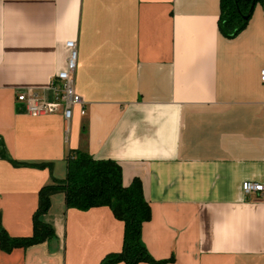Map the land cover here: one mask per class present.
I'll use <instances>...</instances> for the list:
<instances>
[{"label": "crops", "instance_id": "obj_1", "mask_svg": "<svg viewBox=\"0 0 264 264\" xmlns=\"http://www.w3.org/2000/svg\"><path fill=\"white\" fill-rule=\"evenodd\" d=\"M220 14L221 0H0V219L9 235H32L40 189L66 178L79 150L116 161L124 186L141 181L151 208L142 239L155 259L264 264V193L242 189L264 182V2L234 37L219 30ZM68 40L78 44L86 113L29 114L17 96L33 89L53 100ZM41 218L56 236L0 248V264H100L122 249L124 223L109 206L68 208L57 193Z\"/></svg>", "mask_w": 264, "mask_h": 264}, {"label": "trees", "instance_id": "obj_2", "mask_svg": "<svg viewBox=\"0 0 264 264\" xmlns=\"http://www.w3.org/2000/svg\"><path fill=\"white\" fill-rule=\"evenodd\" d=\"M264 0H221L219 30L234 37L249 23L255 4ZM68 171L64 179H55L39 191V206L33 217V233L27 237L9 235L0 219V248L11 252L15 248H28L53 239L54 228L41 217L51 208V198L64 193L68 208L87 210L109 206L114 216L124 223L121 251L107 254L100 264H167L171 260H157L148 251L142 239L143 224L151 218V208L145 199L143 186L134 179L124 186L121 166L114 160H97L83 151L68 156ZM22 165V163H16ZM44 166V164H37Z\"/></svg>", "mask_w": 264, "mask_h": 264}, {"label": "built area", "instance_id": "obj_3", "mask_svg": "<svg viewBox=\"0 0 264 264\" xmlns=\"http://www.w3.org/2000/svg\"><path fill=\"white\" fill-rule=\"evenodd\" d=\"M66 47L68 49L66 67L56 74L54 82L51 83V88L54 92L53 100H48L33 89H27L17 96L19 101L25 103L29 114L46 115L62 111L65 120L70 121L76 106H80L82 115L86 113L85 101L75 89L78 44L75 40H68ZM261 81L264 84V69L261 71ZM242 189L246 196H250L253 193L263 194L264 182L245 181Z\"/></svg>", "mask_w": 264, "mask_h": 264}]
</instances>
